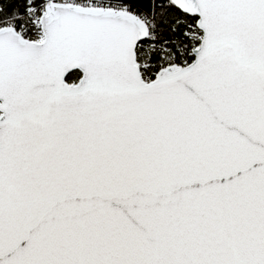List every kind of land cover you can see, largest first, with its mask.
Returning a JSON list of instances; mask_svg holds the SVG:
<instances>
[{
	"label": "snow or ice",
	"instance_id": "6c2138e0",
	"mask_svg": "<svg viewBox=\"0 0 264 264\" xmlns=\"http://www.w3.org/2000/svg\"><path fill=\"white\" fill-rule=\"evenodd\" d=\"M0 264H264V0H0Z\"/></svg>",
	"mask_w": 264,
	"mask_h": 264
}]
</instances>
